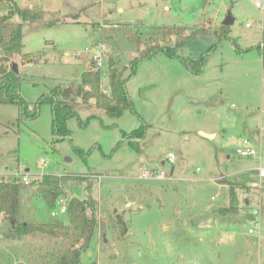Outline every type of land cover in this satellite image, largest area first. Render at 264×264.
Instances as JSON below:
<instances>
[{"label": "rangeland", "instance_id": "obj_1", "mask_svg": "<svg viewBox=\"0 0 264 264\" xmlns=\"http://www.w3.org/2000/svg\"><path fill=\"white\" fill-rule=\"evenodd\" d=\"M16 1L42 14L38 22H22L23 53L31 62L16 55L8 64L21 69L20 93L29 111L59 85L76 97L82 74L93 68L85 48L96 42L107 47L106 60L126 69L125 77L132 74L134 59L156 51L138 62L126 83L131 108L112 118L95 98L79 99L83 123L70 119L66 138L54 136L49 103L39 105L38 116L29 118L21 116L17 104L0 103V177L10 181L8 174L19 169L31 179L80 176L60 197L69 201L91 195L98 202L97 218L106 225L107 242L98 226L80 264H264V215L260 233H248L252 211L264 213V184L251 187L260 181L259 162L237 153L247 138L264 151V66L255 48L262 42L264 10L255 0ZM6 11L1 4L0 16ZM228 11L235 23L229 38L220 39ZM165 27L188 29L169 35ZM205 27L207 34L178 51L191 61L205 57L201 73L157 49L175 47L180 38ZM78 51L83 52L80 57ZM109 69H104L108 75ZM103 86L110 99L109 79ZM143 125L145 138L133 139L138 151L129 145L130 135ZM169 153L176 155L174 163ZM40 159L47 161L43 168ZM145 171L155 172L154 177H144ZM161 171L171 180L157 179ZM26 186L22 221L68 223L58 205L47 207L37 186ZM230 187L235 189L234 204ZM52 212L58 213L55 219ZM121 213L126 235L112 221ZM3 214L0 264H44L72 245L39 234L15 239Z\"/></svg>", "mask_w": 264, "mask_h": 264}, {"label": "trees", "instance_id": "obj_2", "mask_svg": "<svg viewBox=\"0 0 264 264\" xmlns=\"http://www.w3.org/2000/svg\"><path fill=\"white\" fill-rule=\"evenodd\" d=\"M5 5L7 11L0 16V103L17 104L21 108V116L37 117L38 108L44 102L52 106L53 111V133L56 137H68L70 131L67 128V122L75 117L79 118V99L83 102H89L95 98L97 105L101 107L107 115L112 118L121 117L125 110L132 107V101L126 90V83L130 77L135 74L136 66L143 58L155 54L154 49H150L147 53L131 62L132 74L125 77L126 69H118L114 60H109V84L111 90V98L104 95L100 88L101 72L87 71L82 74L81 84L77 87L76 97H69L66 90L62 86L54 87L47 95H43L35 104L32 111L28 110L27 101L20 93L22 81L21 73L16 74L8 67L16 55L21 56L25 62H31L30 55L23 53V29L22 22H38L42 18V14L35 10V7H20L16 0H0V5ZM18 16L20 22H14L12 19ZM186 28V29H185ZM187 27H165L169 35H174L180 31H187ZM208 28H196L189 35L180 38L176 42L175 47H157L161 49L171 58H179L183 64L191 69L194 73H201L203 69V61L205 57L199 61H191L179 56L178 51L183 46L194 41L198 36L205 35L209 31ZM230 26H221L219 31L220 39L229 38ZM98 43V42H96ZM260 51L264 66V27L262 33V42L255 47ZM206 56V55H205ZM88 88V89H87ZM90 116L89 118H94ZM80 124L83 122L79 118ZM146 134V126L131 132L129 145L136 150H140L139 146L133 139H144ZM126 137V135H125ZM80 176L70 175H52L44 174L41 178L35 180L31 185L37 186L39 195L43 198L47 207L54 210L57 200L60 196L66 195V186L70 181H80ZM84 180V177L83 179ZM27 189L24 184L11 182L0 177V214L12 217L14 224L11 227V236L21 240L27 236L36 234L50 237L54 240L66 239L72 242V245L57 253L50 255L48 261L44 264H80L82 253L89 248L92 237L98 226L102 227V239L107 242V232L104 224L99 223L97 218V200L89 195L86 199L72 197L68 201L67 218L68 223L63 220L50 222H26L21 218V195ZM90 190V185L87 186ZM229 197L232 203L235 202V189L230 187ZM231 208H235L234 206ZM223 211V210H222ZM54 218V217H52ZM55 219V218H54ZM115 221L121 228V233H128V226L124 220L123 214H117L112 221ZM96 264V263H94Z\"/></svg>", "mask_w": 264, "mask_h": 264}, {"label": "built area", "instance_id": "obj_3", "mask_svg": "<svg viewBox=\"0 0 264 264\" xmlns=\"http://www.w3.org/2000/svg\"><path fill=\"white\" fill-rule=\"evenodd\" d=\"M255 6L258 9L264 10V0H255L254 1ZM253 26L252 23H247V27L251 28ZM86 53H89L92 55V64L93 68L90 71H100L101 72V82H100V88L102 91V87H104V83L108 82L109 75L107 72L104 71L105 68H108L109 66V60H106L107 56V47L102 42H98L93 44L91 47L85 48ZM82 51H78L76 53L77 57H80L82 55ZM104 94H108L106 90H103ZM237 153L241 157H253L258 160L259 165L257 166L258 171V177L260 179L259 182H255L251 185L254 189H260L262 187V184H264V151L256 149L249 138L244 139L242 142L241 147L237 149ZM168 159L171 163H174L177 160V157L174 153L168 154ZM47 165L46 159H40L39 160V166L45 167ZM155 173V172H154ZM154 173L152 172H146L144 173V177H154ZM8 176H11V182L16 183H22L24 185H30L35 180L41 178V176H34V179H31L24 171L19 169L18 171H15L13 173L8 174ZM159 180H171V177H168V175L161 171L160 174L156 176ZM57 205L59 208V214L61 215H67L68 212V199L66 197H59L57 200ZM52 217L56 218L58 216L57 212H52ZM263 213L260 209L254 210L251 213L250 220L248 222L249 229L248 233L252 236H256L260 233L261 230V221H262Z\"/></svg>", "mask_w": 264, "mask_h": 264}, {"label": "water", "instance_id": "obj_4", "mask_svg": "<svg viewBox=\"0 0 264 264\" xmlns=\"http://www.w3.org/2000/svg\"><path fill=\"white\" fill-rule=\"evenodd\" d=\"M234 23H235V18H234V16H233V14H232L231 11H228V13H227V15H226V17H225V19H224L222 25H224V26H230V27H231ZM11 69H12L16 74H19V73H20V69H19L18 64H13V65L11 66ZM66 94L68 95V91H66ZM202 135H204V136H206V137H208V138H213V136H214V135H207V134H205V133H202ZM3 215L6 216L5 214H3ZM6 218L9 219L10 222H11L12 224H14V221H13V218H12V217H8V216H6Z\"/></svg>", "mask_w": 264, "mask_h": 264}, {"label": "crops", "instance_id": "obj_5", "mask_svg": "<svg viewBox=\"0 0 264 264\" xmlns=\"http://www.w3.org/2000/svg\"><path fill=\"white\" fill-rule=\"evenodd\" d=\"M8 67H9V66H8ZM20 70H21V69H20ZM20 73H21V72H20ZM90 102H91V101H90ZM202 133H204V132H201V134H202ZM248 133H249V134H253L254 132H253V131H249ZM205 134H206V133H205ZM207 135H212V134H207ZM214 136H215V135H214ZM214 136H213V138H214ZM263 215H264V213H263Z\"/></svg>", "mask_w": 264, "mask_h": 264}]
</instances>
